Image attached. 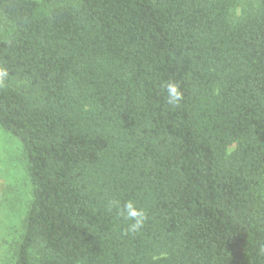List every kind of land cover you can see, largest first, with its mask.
<instances>
[{"label":"trees","instance_id":"trees-1","mask_svg":"<svg viewBox=\"0 0 264 264\" xmlns=\"http://www.w3.org/2000/svg\"><path fill=\"white\" fill-rule=\"evenodd\" d=\"M0 20L31 189L0 264H264V0H0Z\"/></svg>","mask_w":264,"mask_h":264},{"label":"rangeland","instance_id":"rangeland-1","mask_svg":"<svg viewBox=\"0 0 264 264\" xmlns=\"http://www.w3.org/2000/svg\"><path fill=\"white\" fill-rule=\"evenodd\" d=\"M30 190L21 143L0 128V244L20 231Z\"/></svg>","mask_w":264,"mask_h":264},{"label":"clouds","instance_id":"clouds-1","mask_svg":"<svg viewBox=\"0 0 264 264\" xmlns=\"http://www.w3.org/2000/svg\"><path fill=\"white\" fill-rule=\"evenodd\" d=\"M8 79H10L9 69L0 65V87L5 86ZM163 87L167 93V103L173 107L178 106L183 100V92L179 84L174 81H167ZM113 206L119 210L120 215L131 221L126 231L136 233L143 228L147 219L146 213L143 209L138 208L133 201H127L122 208L119 201H113ZM257 256L264 257V244L257 249Z\"/></svg>","mask_w":264,"mask_h":264}]
</instances>
